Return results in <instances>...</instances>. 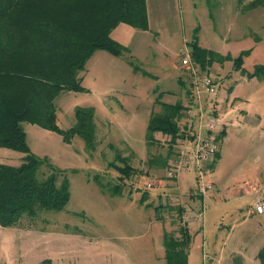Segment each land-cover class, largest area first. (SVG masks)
I'll return each mask as SVG.
<instances>
[{
    "label": "rangeland",
    "instance_id": "374dc122",
    "mask_svg": "<svg viewBox=\"0 0 264 264\" xmlns=\"http://www.w3.org/2000/svg\"><path fill=\"white\" fill-rule=\"evenodd\" d=\"M250 1L145 0L146 29L125 23L113 28L110 36L127 50L114 56L96 49L80 72L86 90L62 91L54 99L61 129L75 123L76 106L94 109V145L78 134L66 142L59 133L22 124L31 151L55 166L58 180L68 179L70 196L62 210L1 226L8 234L0 264H165L163 234L182 224L167 207L178 204L191 235L188 264H260L264 213L255 211V203L264 201V77L247 72L264 65V7L249 10ZM193 42L222 58L207 73L220 84L218 116L226 124L217 140L219 156L205 175L212 188L202 200L194 170L170 177L168 167L149 164L166 154L168 137L155 133L153 145L145 139L159 101L188 100L189 67L181 55ZM118 153L138 173L113 193L120 174L109 163L119 162ZM23 155L0 147L1 163L19 165ZM50 172L42 166L39 177ZM143 191L148 196L141 202Z\"/></svg>",
    "mask_w": 264,
    "mask_h": 264
},
{
    "label": "trees",
    "instance_id": "16d2710c",
    "mask_svg": "<svg viewBox=\"0 0 264 264\" xmlns=\"http://www.w3.org/2000/svg\"><path fill=\"white\" fill-rule=\"evenodd\" d=\"M257 7H264V0H252L247 5L249 10ZM119 23L146 29L145 0H0V147L24 153L19 165L0 162V226H14L24 216L30 218L66 206L70 196L68 179L63 176L58 180L55 166L31 151L22 124L59 133L66 142L78 134L87 146L94 145V109L76 106L75 123L61 129L56 123L54 99L62 91L86 90L80 72L96 49L114 56L127 50L110 36ZM189 51L194 64L206 72L212 62L222 61L217 52L195 42ZM247 73L249 77H264V65H256L253 72ZM180 84L185 87L183 81ZM159 102L160 110L150 113L145 139L148 145H153L157 142L155 133L168 137L166 154L148 161L162 169L169 167L173 149L187 131V125L186 121L180 122L185 113L181 101ZM225 131L226 124L217 139ZM115 160L119 162L112 161L109 166L120 174L119 183L112 190L118 193L124 181L138 172L127 156L118 153ZM42 166L52 172L39 177ZM147 196V191H143L141 202ZM167 209L175 211L177 221L182 224L163 234L165 264H188L191 235L187 223H183L185 207L178 204ZM256 257L264 264V245Z\"/></svg>",
    "mask_w": 264,
    "mask_h": 264
},
{
    "label": "built area",
    "instance_id": "2783aa9c",
    "mask_svg": "<svg viewBox=\"0 0 264 264\" xmlns=\"http://www.w3.org/2000/svg\"><path fill=\"white\" fill-rule=\"evenodd\" d=\"M181 60L189 67L186 81L189 96L184 105V117L188 118L187 131L178 140L166 175L176 177L188 174L190 169L194 170L196 192L204 198L212 188V182L206 180L205 175L208 170H212L210 166L214 163L216 154H219L218 135L213 139L211 134H218L217 132L225 125L223 118L218 116L217 109V99L221 96L220 84L211 79L206 70L194 64L188 49L182 53ZM186 141L192 144L188 145ZM200 211L195 214L196 219L200 217ZM255 211L259 214L264 213L263 200L256 201ZM190 217L193 220V216Z\"/></svg>",
    "mask_w": 264,
    "mask_h": 264
},
{
    "label": "crops",
    "instance_id": "0c3cea01",
    "mask_svg": "<svg viewBox=\"0 0 264 264\" xmlns=\"http://www.w3.org/2000/svg\"><path fill=\"white\" fill-rule=\"evenodd\" d=\"M1 229L3 230L4 228H2V227L0 226V244H1V242H2L3 240H5V236L8 234V233H3ZM256 260H257L258 263H259V260L257 259V257H256Z\"/></svg>",
    "mask_w": 264,
    "mask_h": 264
}]
</instances>
